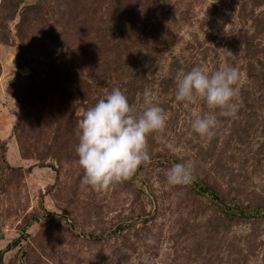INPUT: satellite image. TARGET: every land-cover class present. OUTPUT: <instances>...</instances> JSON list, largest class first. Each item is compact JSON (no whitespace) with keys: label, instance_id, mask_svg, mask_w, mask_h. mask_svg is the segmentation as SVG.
Listing matches in <instances>:
<instances>
[{"label":"rangeland","instance_id":"374dc122","mask_svg":"<svg viewBox=\"0 0 264 264\" xmlns=\"http://www.w3.org/2000/svg\"><path fill=\"white\" fill-rule=\"evenodd\" d=\"M224 63L240 106L200 137L209 110L175 100V75ZM113 88L138 110L150 89L166 127L147 165L96 191L75 130ZM184 162L219 200L264 210V0H0V264H264V215L169 186Z\"/></svg>","mask_w":264,"mask_h":264},{"label":"clouds","instance_id":"9594fccd","mask_svg":"<svg viewBox=\"0 0 264 264\" xmlns=\"http://www.w3.org/2000/svg\"><path fill=\"white\" fill-rule=\"evenodd\" d=\"M226 50V49H225ZM226 53L232 54L226 50ZM237 67L222 64L209 72L201 66L175 75V100L188 104L203 102L206 114H194L190 127L200 137H212L220 127L219 117L234 118L239 103H234L240 82ZM143 107L130 105L128 97L113 88L94 106L84 110L77 122L78 143L75 152L82 169L81 183L96 191L130 178L137 168L147 165L151 156L147 149L149 134L163 132L166 118L163 109L153 102L150 89L143 92ZM168 148L170 144L165 145ZM193 179L192 162L175 163L166 172L169 186L187 185ZM146 244H153L149 237Z\"/></svg>","mask_w":264,"mask_h":264},{"label":"trees","instance_id":"16d2710c","mask_svg":"<svg viewBox=\"0 0 264 264\" xmlns=\"http://www.w3.org/2000/svg\"><path fill=\"white\" fill-rule=\"evenodd\" d=\"M190 187L202 195L208 196L209 199L224 210L228 216H236L244 219L261 218L264 215V210L254 209L248 210L245 208L234 207L231 204H226L222 200H219L217 192L210 186L204 185L196 176L193 175V179L190 182ZM222 201V202H221Z\"/></svg>","mask_w":264,"mask_h":264}]
</instances>
